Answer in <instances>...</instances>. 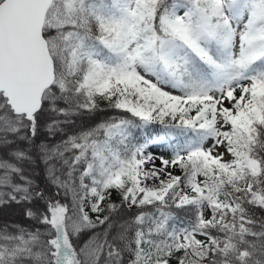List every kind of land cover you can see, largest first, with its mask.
Masks as SVG:
<instances>
[{
  "label": "snow or ice",
  "instance_id": "6c2138e0",
  "mask_svg": "<svg viewBox=\"0 0 264 264\" xmlns=\"http://www.w3.org/2000/svg\"><path fill=\"white\" fill-rule=\"evenodd\" d=\"M6 205L0 264H264V0H0Z\"/></svg>",
  "mask_w": 264,
  "mask_h": 264
},
{
  "label": "trees",
  "instance_id": "16d2710c",
  "mask_svg": "<svg viewBox=\"0 0 264 264\" xmlns=\"http://www.w3.org/2000/svg\"><path fill=\"white\" fill-rule=\"evenodd\" d=\"M100 109H103L102 111H97L92 116H82V117H76L75 118V125L70 130H78L80 128H87L90 126L95 125L96 123L108 119L113 116H127V113L118 112L115 109L109 108L107 104H100ZM161 125H152L151 129L154 130V132H159L161 129ZM141 134L137 133V138L140 139ZM59 139V137H57ZM36 181L40 184L41 188L47 187V181L44 179L43 175V169L42 167L38 169V172L35 174ZM118 196L117 194H113ZM119 197H116L114 201H118ZM22 210L17 205H6L4 207H0V223L8 221V222H21V223H28V221L24 220L22 214Z\"/></svg>",
  "mask_w": 264,
  "mask_h": 264
},
{
  "label": "rangeland",
  "instance_id": "374dc122",
  "mask_svg": "<svg viewBox=\"0 0 264 264\" xmlns=\"http://www.w3.org/2000/svg\"><path fill=\"white\" fill-rule=\"evenodd\" d=\"M104 104V103H102ZM159 125V124H157ZM148 151H150L154 156L160 157L162 156L165 159L170 158L171 155V150L166 146V145H154L151 146ZM156 165L159 166V160H156ZM36 172H38V169L36 170ZM176 174H179V172L177 171ZM116 195H113L112 199L113 201L116 199Z\"/></svg>",
  "mask_w": 264,
  "mask_h": 264
}]
</instances>
